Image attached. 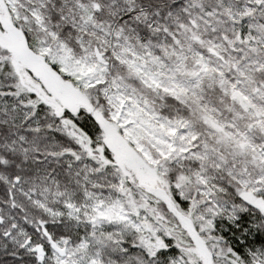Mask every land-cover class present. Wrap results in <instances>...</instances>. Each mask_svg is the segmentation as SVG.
I'll return each instance as SVG.
<instances>
[{"label": "snow or ice", "instance_id": "obj_1", "mask_svg": "<svg viewBox=\"0 0 264 264\" xmlns=\"http://www.w3.org/2000/svg\"><path fill=\"white\" fill-rule=\"evenodd\" d=\"M0 264H264V0H0Z\"/></svg>", "mask_w": 264, "mask_h": 264}]
</instances>
